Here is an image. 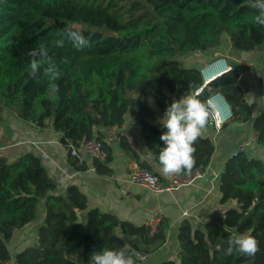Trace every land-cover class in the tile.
<instances>
[{"label": "trees", "instance_id": "16d2710c", "mask_svg": "<svg viewBox=\"0 0 264 264\" xmlns=\"http://www.w3.org/2000/svg\"><path fill=\"white\" fill-rule=\"evenodd\" d=\"M255 0H0V128L4 113L39 128L59 132L68 161L79 166L69 149L78 141L103 140L104 126L119 128L130 117L140 126L151 162L120 135L130 161L153 173L163 147L165 129L147 117L164 111L173 100L197 94L202 101L218 91L230 110L231 122H251L264 147V111L252 116L237 84L239 69L203 84L201 68L184 65L180 56L207 52L227 37L232 49L253 52L264 45V28L254 24ZM79 31L90 47L77 51L67 38ZM63 39V46L56 41ZM44 44L62 76L52 93L48 81L28 75L29 52ZM66 59V63L61 62ZM212 124L209 120L208 126ZM110 161L109 145H104ZM196 168L210 161L214 145L207 135L195 144ZM79 163V164H78ZM102 165V164H101ZM191 170V171H192ZM104 172L110 173V170ZM188 174V173H181ZM220 222L194 227L182 220L173 257L158 264H264V158L240 152L230 155L219 174ZM40 156L26 151L13 160L0 154V261L15 264H89L104 248L128 246L134 253L151 252L166 240L168 223L155 230L147 224L120 220L115 214L89 208L75 184L63 192ZM35 239L12 254L14 233L40 215ZM82 215L84 217H82ZM250 234L259 241L255 257L227 254L233 235ZM135 258V257H134Z\"/></svg>", "mask_w": 264, "mask_h": 264}, {"label": "crops", "instance_id": "0c3cea01", "mask_svg": "<svg viewBox=\"0 0 264 264\" xmlns=\"http://www.w3.org/2000/svg\"><path fill=\"white\" fill-rule=\"evenodd\" d=\"M191 55L194 63L192 65L199 68L215 58H224L230 67L236 66L239 69L237 84L252 116H258L264 111V45L253 52H239L232 49L229 40L224 37L217 48L203 53L192 52ZM157 112L158 110L155 113ZM229 117L220 129H215L210 124L204 134L214 145L207 171L190 184L176 190L153 192L129 182L126 172L132 161L121 148L119 138L108 144L110 161L101 163L98 170L91 169L87 162H79L81 167H77L68 161V152L59 141V132L50 127L39 128L7 112L4 113V122L0 128V154L10 161L23 152L33 151L40 156L43 165L51 174L57 191L63 192L69 184H75L85 195L89 208L113 213L120 220L146 224L154 213L160 212L168 223L166 240L163 245L151 251L143 262L158 264L174 256L178 247V228L182 220H188L194 227H200L205 222L222 220L224 205L220 203L219 179L212 178L209 170L213 168L221 172L227 157L241 143L247 144L246 153L264 158V147L252 140L253 136L256 137L252 123L231 122ZM119 132L135 146L141 158L152 163L140 126L136 122L128 117ZM154 168L157 174H161L158 165H154ZM106 169L110 173L104 172ZM42 207L41 205L39 217L33 223L14 233L9 242L12 254L34 241L36 228L42 221Z\"/></svg>", "mask_w": 264, "mask_h": 264}, {"label": "clouds", "instance_id": "9594fccd", "mask_svg": "<svg viewBox=\"0 0 264 264\" xmlns=\"http://www.w3.org/2000/svg\"><path fill=\"white\" fill-rule=\"evenodd\" d=\"M253 6L258 15L253 18L254 24L264 28V0H255ZM67 38L72 41L77 51L90 47V41L79 31H68ZM63 39L56 41V46H63ZM28 75L37 83L42 78L48 81L52 93L58 91L55 83L61 76L57 61L50 55V49L44 44L30 50ZM66 63V59L61 61ZM216 114V106L211 101H202L197 94L186 95L173 100L166 108L159 123L165 129L160 139L163 147L158 155V169L164 176L190 173L196 164L195 144L207 131L210 119ZM260 251L259 241L250 234L233 235L228 240L227 254L234 252L248 257H255ZM135 253L128 247L104 248L94 251L89 264H136Z\"/></svg>", "mask_w": 264, "mask_h": 264}, {"label": "built area", "instance_id": "2783aa9c", "mask_svg": "<svg viewBox=\"0 0 264 264\" xmlns=\"http://www.w3.org/2000/svg\"><path fill=\"white\" fill-rule=\"evenodd\" d=\"M230 69V66L225 62L224 58H215L210 60L201 68V74L203 78V84H206L212 80L218 73L225 72ZM219 70V71H217ZM217 71V72H215ZM212 72H215L212 76H209ZM219 75V74H218ZM207 101H211L216 106V114L212 121V125L215 129H220L225 120L230 116V110L224 98L219 92L212 93ZM164 111H158L157 113L147 117V120L153 124H159V118L162 117ZM103 134V140L95 138L84 139L77 142L76 145H71L69 153L74 156L80 163H88L91 169H95V164L98 161H105L108 153L105 149V144L117 141L119 136V130L115 126H104L101 129ZM252 140L257 141L255 136ZM247 148L246 143H241L237 148L230 154L236 155L240 152H245ZM208 164L204 168H196L188 174H177L172 176H164L162 174L153 173L147 169L141 168L136 162L132 161L128 164L126 178L129 182L148 188L153 192H162L165 190H176L181 186L190 184L195 178L201 176L207 171ZM210 174L212 178L218 177L220 172L211 168ZM162 218L160 212L154 213L149 220L146 222L150 226L151 231L155 230ZM149 252L137 251L135 253L136 264H143L148 258ZM0 264H15L14 257L8 260L0 261Z\"/></svg>", "mask_w": 264, "mask_h": 264}, {"label": "rangeland", "instance_id": "374dc122", "mask_svg": "<svg viewBox=\"0 0 264 264\" xmlns=\"http://www.w3.org/2000/svg\"><path fill=\"white\" fill-rule=\"evenodd\" d=\"M192 53L191 52H189V53H187V54H185V55H182V56H180V61H182V63L184 64V65H192V64H194L193 62H192V55H191ZM7 113H9V112H7ZM9 114H13L12 112L11 113H9ZM6 116V115H5Z\"/></svg>", "mask_w": 264, "mask_h": 264}, {"label": "bare ground", "instance_id": "6f19581e", "mask_svg": "<svg viewBox=\"0 0 264 264\" xmlns=\"http://www.w3.org/2000/svg\"><path fill=\"white\" fill-rule=\"evenodd\" d=\"M217 71H219V70H217ZM217 71H215V72H217ZM215 72H212L209 76H212ZM218 74H220V73H218ZM218 74H217V75H218Z\"/></svg>", "mask_w": 264, "mask_h": 264}, {"label": "water", "instance_id": "95a60500", "mask_svg": "<svg viewBox=\"0 0 264 264\" xmlns=\"http://www.w3.org/2000/svg\"><path fill=\"white\" fill-rule=\"evenodd\" d=\"M221 95V94H220ZM227 105V104H226ZM82 217H84L83 215H82Z\"/></svg>", "mask_w": 264, "mask_h": 264}]
</instances>
